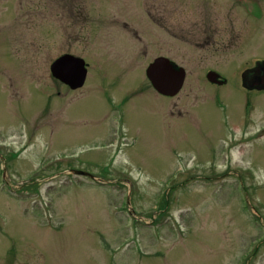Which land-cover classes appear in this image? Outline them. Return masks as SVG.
<instances>
[{
  "label": "rangeland",
  "instance_id": "rangeland-1",
  "mask_svg": "<svg viewBox=\"0 0 264 264\" xmlns=\"http://www.w3.org/2000/svg\"><path fill=\"white\" fill-rule=\"evenodd\" d=\"M202 10L0 0V264H264V94L208 81L235 55L198 48ZM65 54L83 88L53 76ZM159 56L187 71L175 97L147 79Z\"/></svg>",
  "mask_w": 264,
  "mask_h": 264
},
{
  "label": "flooded vegetation",
  "instance_id": "flooded-vegetation-1",
  "mask_svg": "<svg viewBox=\"0 0 264 264\" xmlns=\"http://www.w3.org/2000/svg\"><path fill=\"white\" fill-rule=\"evenodd\" d=\"M165 6H167V4H152V9L149 14L150 19L156 22L158 17H162L163 14L161 15V13L165 10ZM201 8L203 9L200 15L203 19L201 33L208 37H205L203 41L199 42L200 46L198 48L207 51L213 49L218 57H224L225 55H231L232 57L233 54L235 55L230 64L222 65V68L220 69L222 72L209 70L206 74L207 79L210 72H215L218 77H215L216 83H212L209 79L208 81L219 88L232 86L237 91L238 87H240L245 91L246 97L244 98L245 102L248 103L251 96L247 93L254 95L264 94V0H209V2L201 0ZM72 13L74 15V11ZM87 21L88 16H85L84 22ZM206 23H208V26ZM122 27L125 30L128 29L136 41L141 42L142 38L140 37L139 32L131 29L127 22H123ZM210 27L214 29V37L210 32ZM170 37H172L171 33H169L168 39ZM252 43H256L257 46H260V48L255 51L259 53L260 56L249 61L246 60V56L247 54H251L249 53V50ZM239 51L244 54L242 60L238 59V56L236 57V52L238 54ZM159 58L175 62L165 56H159L155 58L153 62ZM233 63L235 65L234 74L229 75L224 68ZM86 66L87 72H89V65L87 63ZM85 83L83 87L85 86ZM78 89L79 88L76 90ZM165 97L172 98V96ZM83 177L95 181H103L100 177L95 175Z\"/></svg>",
  "mask_w": 264,
  "mask_h": 264
},
{
  "label": "water",
  "instance_id": "water-1",
  "mask_svg": "<svg viewBox=\"0 0 264 264\" xmlns=\"http://www.w3.org/2000/svg\"><path fill=\"white\" fill-rule=\"evenodd\" d=\"M52 74L55 78L73 89L83 87L87 78V66L83 59L64 55L51 66ZM146 75L153 88L164 96H176L182 90L186 72L183 68H178L168 59L159 58L155 60L146 70ZM215 73L208 75L209 81L216 83ZM77 175L85 174L75 171Z\"/></svg>",
  "mask_w": 264,
  "mask_h": 264
}]
</instances>
